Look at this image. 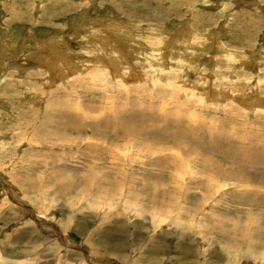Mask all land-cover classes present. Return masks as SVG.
Returning <instances> with one entry per match:
<instances>
[{
	"label": "rangeland",
	"instance_id": "rangeland-1",
	"mask_svg": "<svg viewBox=\"0 0 264 264\" xmlns=\"http://www.w3.org/2000/svg\"><path fill=\"white\" fill-rule=\"evenodd\" d=\"M247 147L264 0H0V264H264Z\"/></svg>",
	"mask_w": 264,
	"mask_h": 264
},
{
	"label": "bare ground",
	"instance_id": "bare-ground-1",
	"mask_svg": "<svg viewBox=\"0 0 264 264\" xmlns=\"http://www.w3.org/2000/svg\"><path fill=\"white\" fill-rule=\"evenodd\" d=\"M119 43V42H118ZM118 56V55H117ZM109 64V63H108ZM128 68V67H127ZM135 78V77H134ZM124 121V120H123ZM127 122V121H126ZM130 123V122H129ZM119 124V123H118ZM125 124V121L124 122H121L120 123V125H121V127H122V125H124ZM131 125V124H130ZM125 126V125H124ZM134 126V125H133ZM132 126V127H133ZM109 127V126H108ZM127 127V126H126ZM128 127H129V125H128ZM125 129V128H124ZM132 130H135V128H132L131 129V131ZM125 131H126V133L127 132H129V130H126L125 129ZM122 134V133H121ZM255 144L256 143H260V142H257V141H255L254 142ZM243 152V151H242ZM244 152H245V154L243 155V156H241L239 159L240 160H243V161H247L248 162V164H249V166L251 167V169L253 170L254 169V172H255V169L257 168L256 166H257V164H259V163H264V149H262V150H257V151H254V150H252L250 147H247L245 150H244ZM235 153V152H234ZM241 153V152H240ZM238 159V160H239ZM243 161H240V163H241V165H243L244 166V164H243ZM242 167V166H241ZM244 167H246V166H244ZM259 168V167H258ZM257 170V169H256ZM259 170V169H258ZM262 170H264V167L262 168ZM248 172V171H247ZM241 173V172H240ZM243 173V172H242ZM254 174H256V172L254 173ZM245 181V180H244Z\"/></svg>",
	"mask_w": 264,
	"mask_h": 264
}]
</instances>
